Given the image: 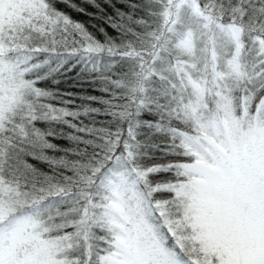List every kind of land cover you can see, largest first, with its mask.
Wrapping results in <instances>:
<instances>
[{
  "label": "snow or ice",
  "instance_id": "snow-or-ice-1",
  "mask_svg": "<svg viewBox=\"0 0 264 264\" xmlns=\"http://www.w3.org/2000/svg\"><path fill=\"white\" fill-rule=\"evenodd\" d=\"M0 264H264V0H0Z\"/></svg>",
  "mask_w": 264,
  "mask_h": 264
},
{
  "label": "trees",
  "instance_id": "trees-1",
  "mask_svg": "<svg viewBox=\"0 0 264 264\" xmlns=\"http://www.w3.org/2000/svg\"><path fill=\"white\" fill-rule=\"evenodd\" d=\"M74 2L79 3L80 0H74ZM121 8H123V4L119 5ZM58 7L66 11L67 14L71 16L72 19L81 22L85 24L86 28L89 32L93 33L96 37V39L103 41L104 36L101 35L97 28L92 27V25H99L107 28V25L104 24L103 18L101 17L100 13L97 12L95 8H88V11L91 13H95V18L89 15L78 13L70 8H66L63 4H58ZM106 11L109 14H113V9L107 8ZM108 33L111 35L113 34L112 29L107 28ZM73 64H76V67H72ZM83 67L82 64H78L75 57L69 58V63L66 66L63 73L58 77V79L61 80V83L58 86L60 92H72L75 95L71 97V99L75 100V104L71 107H78L82 101L77 99L78 97L87 96V95H101L98 91H95L96 88L99 87V85H94L89 83L90 76L87 73H81V68ZM41 86H45L42 84ZM65 99H68V97H64ZM54 104L57 106H62L58 103V101H53ZM95 106V105H94ZM97 119L103 120L105 118L98 117ZM55 142L60 144L62 147L68 146V142L63 139H58ZM46 170V169H45Z\"/></svg>",
  "mask_w": 264,
  "mask_h": 264
}]
</instances>
